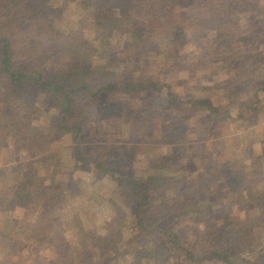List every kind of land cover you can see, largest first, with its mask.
<instances>
[{
  "label": "rangeland",
  "instance_id": "374dc122",
  "mask_svg": "<svg viewBox=\"0 0 264 264\" xmlns=\"http://www.w3.org/2000/svg\"><path fill=\"white\" fill-rule=\"evenodd\" d=\"M127 1L96 0V5L118 8ZM151 1L160 14L166 6L167 15L190 16L201 41L193 40L194 27L185 26L183 37L160 38L136 52L128 33L117 30L109 40L113 46L108 57L119 58L114 67L120 71L129 74L137 66L131 74L159 79L161 89L115 92L99 103L84 101L87 113L76 138L74 130L53 122L59 108L45 105L40 89L23 94L33 99L40 133L7 137V146L0 141V230L23 231L11 247L0 240V258L6 263L71 264L84 254L89 256L81 259L85 264H225L176 254L157 263L131 259L129 248L139 240L132 237L125 191L108 172L76 160L78 147L86 159L112 165L116 175L145 179L167 171L176 184L172 189L179 191L171 199L183 207L171 214L170 226L187 236L196 254L203 250L197 233L208 223L223 229L224 238L253 264H264V0H222L214 17L213 0ZM86 2H37L35 11L22 14L13 59L22 65L40 64L51 74L68 68L79 42H87L86 68L101 65V58L90 61L91 46L100 40ZM235 25L238 30L231 33ZM227 31L229 38L238 36L230 45L225 42ZM170 92L175 97H168ZM201 101L205 103L198 105ZM42 212L48 220L54 215V225L60 220L52 230L64 241L56 244L57 236L36 233L37 251L30 224ZM87 230L102 244L86 236ZM82 240L84 250L79 249Z\"/></svg>",
  "mask_w": 264,
  "mask_h": 264
},
{
  "label": "trees",
  "instance_id": "16d2710c",
  "mask_svg": "<svg viewBox=\"0 0 264 264\" xmlns=\"http://www.w3.org/2000/svg\"><path fill=\"white\" fill-rule=\"evenodd\" d=\"M39 1L44 0H0V141L6 143V146L8 145L7 137H14L16 140V138H22L24 135L31 138L40 133L33 120V99L27 94L23 95L27 89H40L43 92L45 105L51 104V106L54 105L59 108L53 122L61 127L74 130L75 138L82 131L79 121L87 113L83 104L84 101L99 103L103 96L115 92H135L148 88L157 91L161 89L163 83L159 79H153L144 74H131L137 69V66L129 69V74L127 70L123 72L114 67L119 58L111 59L108 57L113 46L109 40L117 30H124L128 33L129 43L136 52L151 47L160 38H169L172 35L182 36L185 26L194 27L193 35H198L199 27L196 26L197 23L190 16L180 15V13L167 15L169 10L166 6L161 8L163 13L160 14L156 9L158 6L151 0H129L118 8L108 3L96 5V0H84L87 1L84 6L88 8L86 10L89 14L88 17L94 20V30L100 40L98 44L91 46L92 58L90 61L95 62L93 57H97L101 58L102 64L86 68L83 51L87 42H79L78 50L76 49L77 54L72 57L68 68H58L51 74H47L46 70L39 67L40 64L22 65L17 62V59H13L11 54L21 32L22 14L35 11ZM220 3L222 0H213V6L210 9L211 16L216 15L215 12ZM240 6L241 2L239 1ZM232 29L231 33H235L238 30V25L233 26ZM224 36L227 45L238 39L236 34L229 38L228 31ZM191 38L192 34L179 42L184 43ZM196 39L201 41L198 36L193 37V40ZM208 44L205 45L208 47ZM215 54L219 57L222 56L220 52H215ZM168 97L175 96L171 95L170 92ZM201 102L198 105L205 103L204 101ZM207 106L211 107L212 110L214 109L211 104H207ZM1 145L2 142L0 147ZM75 157L79 162L93 163L95 168L108 172L111 180L124 189L125 201L131 214L132 228L135 230L132 237L139 240L129 248L131 259L138 262L140 259L147 258L157 263L170 254H176L178 257L182 256L195 262L214 259L225 264H253L252 260L239 252L237 244H233L232 240L224 238L226 232L223 229L219 231L212 226L214 230L206 223V228L197 233L203 250L201 254H196L195 247L187 240V236L170 226L171 214L181 211L183 207L180 206L179 201L171 199L174 195L179 194V191L172 189V187H176V184L166 174L167 171H161L162 173L153 176L148 174L145 179L133 178L116 175L112 165L104 160L86 159L78 147ZM172 166L175 169V164ZM164 174L166 176H163ZM70 180L69 178L68 182ZM44 214L45 212L39 214L30 224L31 231L35 233L33 245L35 246L36 239L39 237V234L36 233L47 237L53 236L52 238L57 236L53 242L60 244L64 239H58L60 233L56 235L52 230L58 229L60 220L56 219L58 221H55L54 225V215H49L51 218L48 220ZM49 232L51 234H48ZM22 234L23 231L18 229H11L9 232L1 229L0 240L6 242V248H8L11 247V244L19 241ZM86 236H90L94 243L102 244L103 240L97 234L91 235L87 230ZM42 239L40 238V240ZM53 242H50L49 245L51 246ZM129 242L133 245V241ZM84 246L85 243L82 240L79 249L84 250ZM96 247L101 249L98 245ZM39 248L38 245L36 250L38 251ZM81 259L89 260V256L82 254L79 261L71 260L70 263L77 264L80 262L81 264ZM110 259L113 261V257ZM116 259L119 260L118 258L114 260ZM6 261L0 258V264H4ZM9 262L10 259L6 264H11ZM85 263L88 262L82 264ZM106 263V261L102 262V264Z\"/></svg>",
  "mask_w": 264,
  "mask_h": 264
}]
</instances>
